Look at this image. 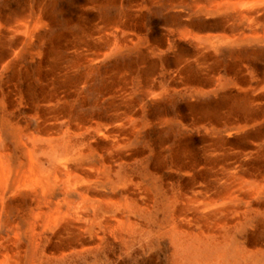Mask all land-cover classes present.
Wrapping results in <instances>:
<instances>
[{"label": "rangeland", "instance_id": "rangeland-1", "mask_svg": "<svg viewBox=\"0 0 264 264\" xmlns=\"http://www.w3.org/2000/svg\"><path fill=\"white\" fill-rule=\"evenodd\" d=\"M239 1L251 4L259 0H0V108L19 105L16 116L24 121L48 104L44 96L54 89L68 98L60 103L73 107L70 112L98 119L118 108L122 89L133 88L138 102L143 91L155 94L156 98L146 101L145 127L132 146L149 156L147 169L159 174L153 193L164 197L172 184L178 190L188 183L194 190L208 193L209 185L224 182L222 162L227 153L232 155L234 167L239 166L236 157L241 151L254 159L260 154L262 160H253L264 167V94L258 106L254 105L260 115L243 124V98L247 96L241 90L259 91L260 85L255 80L243 84L240 79L242 72H251L256 78L264 70V39L244 37L259 34L264 38V8L260 9L263 23L253 29L252 21L242 18L244 12L234 6ZM183 160H191L194 169L184 168ZM187 191L191 196V187ZM262 201L258 215L241 232L255 241L249 245L250 251L264 248V198ZM210 212L208 209V215ZM160 242L153 244L147 258L139 250L121 258L117 253L113 264H169L168 241Z\"/></svg>", "mask_w": 264, "mask_h": 264}, {"label": "bare ground", "instance_id": "bare-ground-1", "mask_svg": "<svg viewBox=\"0 0 264 264\" xmlns=\"http://www.w3.org/2000/svg\"><path fill=\"white\" fill-rule=\"evenodd\" d=\"M234 6L244 12L242 18L252 21L253 29L263 23L260 9L264 8V0L251 4L239 1ZM244 37L264 39L259 34ZM240 79L243 84L255 80L260 85L259 91L241 90L247 96L243 98L246 107L241 122L250 124L260 115L256 111L264 94V70L256 78L251 72H242ZM53 90L47 98L44 96L48 104L41 105L36 116L29 115L24 121L16 116L17 104L0 108V264H113L117 253L121 258L139 250L147 258L153 244L160 241H168L169 264H264V248L250 251L248 247L255 241L241 233L263 203L264 167L254 161L261 159L260 154L254 159L249 157L251 153L241 151L236 167L232 166V155L225 154L224 182L209 185L208 193L194 190L191 183L178 190L172 184L162 197V193H153L159 174L147 169L149 156L133 150L137 134L145 127L146 101L156 98L155 94L143 91V99L138 102L134 101L133 88L122 89L118 108L97 119L70 112L73 107L65 104L68 98ZM183 162L187 170L194 169L191 160Z\"/></svg>", "mask_w": 264, "mask_h": 264}]
</instances>
